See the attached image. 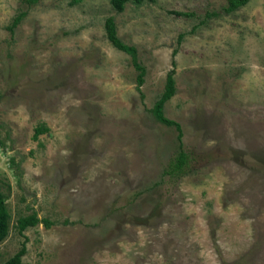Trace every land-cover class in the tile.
Listing matches in <instances>:
<instances>
[{
	"label": "rangeland",
	"instance_id": "rangeland-1",
	"mask_svg": "<svg viewBox=\"0 0 264 264\" xmlns=\"http://www.w3.org/2000/svg\"><path fill=\"white\" fill-rule=\"evenodd\" d=\"M226 5L0 0V264L24 238L22 264H264V0ZM109 16L145 66L139 89ZM173 62L165 115L196 157L177 182L162 176L176 131L150 112ZM32 212L51 225L19 234Z\"/></svg>",
	"mask_w": 264,
	"mask_h": 264
},
{
	"label": "trees",
	"instance_id": "trees-1",
	"mask_svg": "<svg viewBox=\"0 0 264 264\" xmlns=\"http://www.w3.org/2000/svg\"><path fill=\"white\" fill-rule=\"evenodd\" d=\"M29 4L36 3L39 0H26ZM75 2L78 0H74ZM142 0H109L112 8L116 12H122L125 6L129 2L140 3ZM227 5L224 7L225 12H233L236 9L244 6L249 0H226ZM178 15H190L186 11H175ZM25 12L21 11L15 15L11 23L7 28L13 32L14 28L21 22ZM104 29L107 39L117 49L127 53L130 58L132 65L137 71L136 82L137 87L144 83L145 66L141 63L138 58V52L134 45L123 42L117 33V27L115 20L112 16H109L104 21ZM183 37V34H179V40ZM177 50H174V55ZM173 67L167 72L165 77V83L159 96L154 101L150 112L153 118L162 125L172 127L176 131V151L173 156L168 160L166 165L162 169V176H167L168 180L177 182L186 173L192 169V161L196 159L192 152L186 148L183 137L184 131L179 121L169 118L165 115V104L169 101L176 92V80H175V62L172 63ZM1 126V123H0ZM49 131L48 126L45 123H41L34 128L33 139H38V136L47 133ZM0 144L2 141L0 140ZM11 163H14V158H10ZM19 169V168H18ZM2 182L0 180V242L3 241L9 233L10 227V211L7 206L8 194L3 190ZM9 188V186H8ZM39 223H44L46 227L51 225V221L48 218H39L35 212L28 215H23L17 218L15 228L19 234H23V231L28 227L36 226ZM26 238L22 242L20 248L6 259L1 264H22V257L26 253L25 246Z\"/></svg>",
	"mask_w": 264,
	"mask_h": 264
}]
</instances>
